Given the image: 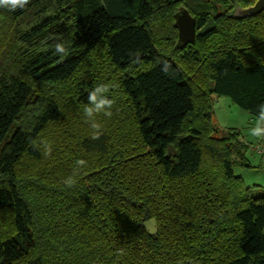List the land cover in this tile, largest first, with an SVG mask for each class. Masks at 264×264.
Returning <instances> with one entry per match:
<instances>
[{"label":"trees","instance_id":"1","mask_svg":"<svg viewBox=\"0 0 264 264\" xmlns=\"http://www.w3.org/2000/svg\"><path fill=\"white\" fill-rule=\"evenodd\" d=\"M255 1L0 7V264H264V193L234 170L250 143L213 119L214 95L264 104V9L233 14ZM180 6L196 18L185 46ZM100 84L116 104L94 140L83 108Z\"/></svg>","mask_w":264,"mask_h":264},{"label":"clouds","instance_id":"2","mask_svg":"<svg viewBox=\"0 0 264 264\" xmlns=\"http://www.w3.org/2000/svg\"><path fill=\"white\" fill-rule=\"evenodd\" d=\"M30 4V0H0V7H6L10 11H16L18 9H24ZM56 55H66L67 47L63 42H57L51 45ZM167 65L165 70H167ZM110 86L108 84H100L96 86L88 94V103L83 108V114L85 122L90 123L91 128L94 130L92 139H99L103 134L101 124L97 122V118L100 115L111 117L113 115L112 109L116 104L114 98H110ZM249 135L256 141H264V104L259 106V113L255 119V123L249 128ZM52 151L51 145L46 146L45 154L50 155ZM75 164L78 169H82L86 166L85 160H77ZM78 173L73 172L71 176L66 178L63 183L71 188L77 183L76 176Z\"/></svg>","mask_w":264,"mask_h":264},{"label":"water","instance_id":"3","mask_svg":"<svg viewBox=\"0 0 264 264\" xmlns=\"http://www.w3.org/2000/svg\"><path fill=\"white\" fill-rule=\"evenodd\" d=\"M264 9V0H256L253 4L247 5L245 7L236 5L233 10V14L236 15L237 12L246 15H255ZM175 27L178 30V40L185 46L188 43H192L196 38V18L191 14V12L185 7L180 6L178 8L176 19L174 22ZM215 22L213 18H209L208 21L199 29V34H205L215 27ZM211 90L213 89L214 80L210 82ZM140 225L144 227L148 233L155 234L158 230L157 220L155 217L149 218L145 221L140 222Z\"/></svg>","mask_w":264,"mask_h":264},{"label":"rangeland","instance_id":"4","mask_svg":"<svg viewBox=\"0 0 264 264\" xmlns=\"http://www.w3.org/2000/svg\"><path fill=\"white\" fill-rule=\"evenodd\" d=\"M225 99H228L229 102L227 103ZM213 104V119L222 132H224V130H226L227 128L232 127L241 131V134L246 135L247 129L252 127L248 123V116L250 115V113L247 110L242 109L240 106L234 103L228 96H215ZM249 139L252 140V137L249 136ZM234 170L236 174L241 175L243 177L246 184H254L252 183V175L254 176V174H252V172L249 173L250 171H248V169L236 165ZM253 187V192L255 194L264 193V185L258 184L254 185Z\"/></svg>","mask_w":264,"mask_h":264},{"label":"crops","instance_id":"5","mask_svg":"<svg viewBox=\"0 0 264 264\" xmlns=\"http://www.w3.org/2000/svg\"><path fill=\"white\" fill-rule=\"evenodd\" d=\"M215 96L216 95H214V97ZM225 100L227 103L229 102L228 99H225ZM255 119H256V116H253L250 114L248 116L249 125L253 126L255 123ZM246 135L242 134L241 137L243 138V140L250 143V148H249L247 155L249 158V163L252 166L245 168V169H248V171H250L249 173L252 172V174H254V176L252 175V177H253L252 183H254L252 185H258V184L264 185V152L260 153L259 151H257L254 148V145H256L258 141H256L254 138H252V140L249 139V136H250L249 135V129H247ZM254 180H255V182H254Z\"/></svg>","mask_w":264,"mask_h":264},{"label":"built area","instance_id":"6","mask_svg":"<svg viewBox=\"0 0 264 264\" xmlns=\"http://www.w3.org/2000/svg\"><path fill=\"white\" fill-rule=\"evenodd\" d=\"M254 148L259 151L260 153L264 152V141H258Z\"/></svg>","mask_w":264,"mask_h":264}]
</instances>
